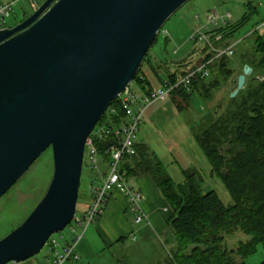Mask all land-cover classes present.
Here are the masks:
<instances>
[{
	"label": "water",
	"instance_id": "95a60500",
	"mask_svg": "<svg viewBox=\"0 0 264 264\" xmlns=\"http://www.w3.org/2000/svg\"><path fill=\"white\" fill-rule=\"evenodd\" d=\"M190 1L46 0L0 30V199L46 151L54 161L42 201L0 240V264L31 260L74 221L88 138ZM251 74L245 65L233 99Z\"/></svg>",
	"mask_w": 264,
	"mask_h": 264
},
{
	"label": "trees",
	"instance_id": "16d2710c",
	"mask_svg": "<svg viewBox=\"0 0 264 264\" xmlns=\"http://www.w3.org/2000/svg\"><path fill=\"white\" fill-rule=\"evenodd\" d=\"M246 8L240 20L219 30L224 36L220 47L226 48L235 43L236 35L260 15L259 7L253 1H249ZM254 36L257 41L255 53L262 55V59L257 63L258 67L251 58L245 59V65L253 72L264 69V34L256 33ZM157 44L158 38L152 49ZM169 45L170 39L166 38L164 46ZM150 52L144 65L152 67ZM202 52L205 60L212 58L206 50L202 49ZM165 72L167 80L175 83L188 70L170 72L165 69ZM142 74L141 70L134 82L141 87L144 95H149L154 87ZM221 75L225 81L233 75L228 57L214 63L210 78L204 80L197 77L189 91L180 88L169 100L180 111L190 106L195 94L209 101L213 91L220 86ZM156 78L161 79L158 74ZM253 82L255 86H248L234 98L235 108L224 113L219 111L221 106L214 108L202 118L194 134L211 167L212 178L222 183L233 205H225L215 191L205 193L203 181L194 170L184 171V182L175 184L163 163L143 144H137V156L126 158L123 163L122 170L130 179L149 176L173 211L167 221L175 244L169 264H246V260L257 252L258 246L264 250V79L254 77ZM159 86H164V80H160ZM111 109L115 110V114H111L113 125L109 123L107 127H120L126 117L119 100L113 102L106 118ZM112 144L111 138L97 142L99 155L104 156ZM237 231L249 236L250 240L229 251L224 247L225 236ZM236 257L241 261L238 262Z\"/></svg>",
	"mask_w": 264,
	"mask_h": 264
},
{
	"label": "rangeland",
	"instance_id": "374dc122",
	"mask_svg": "<svg viewBox=\"0 0 264 264\" xmlns=\"http://www.w3.org/2000/svg\"><path fill=\"white\" fill-rule=\"evenodd\" d=\"M21 1L15 7V14L6 20L5 29L14 28L37 11L38 8L31 6L29 0ZM36 1L40 7L46 0ZM249 1L257 4L260 15L254 17L235 37V54L229 58V65L233 70L232 77L225 81L224 76L221 75L220 86L213 91L209 101L195 94L190 106L183 111L178 110L171 100L154 104L145 114L137 136V142L147 146L150 152L155 154L163 163L175 184L180 185L184 182V171L194 170L198 172L203 181L204 192L215 191L225 205H233V201L222 183L218 179L212 178L211 167L196 143L194 134L197 133V125L202 118L212 112L214 108L221 106L219 111L224 113L226 110H232L236 107L231 95L237 88L238 77L243 74L245 59L251 58L255 66L262 59V55L255 53L257 41L254 34L258 32L254 29L264 22V0H191L161 30L158 36V44L150 52L152 67L146 64L141 69L143 72L141 76L147 78L153 84V87L158 89L160 80L167 79L165 69L175 72L178 69L187 71L194 68L204 57L202 47L189 40L197 24L196 16L199 15L202 19L201 22H204V17L211 11L230 12L233 17L232 22L236 23L246 12V4ZM166 38L170 39V45L167 47L164 46ZM156 74L161 79L156 78ZM253 76L258 80L264 79V69H257L254 75L248 76L243 91L248 86H255ZM130 88L138 97L142 98L144 95L143 90L136 82H133ZM109 123L113 125L110 112H108L107 118L104 117L99 122L98 126H107ZM107 164V162L100 160V169H107ZM100 169L93 171L96 173H92L87 164H84L76 217H82L86 213L91 201L90 188L93 179L95 181L101 180L98 176ZM53 175L54 161L50 149L0 199V240L25 222L46 195ZM95 223L87 228L83 235L82 245L79 244L81 246L79 247L81 253L78 251L79 256L82 254L80 256L81 260H79L80 264H95L100 261H106V264H109L112 258L115 262L113 264H169L170 253L175 244L173 246L169 245L167 252L164 250L165 248H155L151 251L141 249L137 253L136 259L135 252L141 244L128 242L129 244L125 246L119 244L112 252L103 250L105 253L101 256L92 257L94 252L97 253L103 249L102 240L96 234L93 235L92 230ZM83 231V227H78L75 222H72L63 232L54 235L53 239L61 244L70 243L73 237L83 234ZM61 237L64 240H61ZM248 240H250L249 236L237 231L234 234L225 236L224 247L229 251L236 250L241 243ZM82 246H86V248L82 249ZM47 256L48 249L45 247L39 255L21 264H44ZM236 260L241 261L239 257H236ZM263 262L264 250L261 246H258L257 252L246 260V264H263Z\"/></svg>",
	"mask_w": 264,
	"mask_h": 264
},
{
	"label": "built area",
	"instance_id": "2783aa9c",
	"mask_svg": "<svg viewBox=\"0 0 264 264\" xmlns=\"http://www.w3.org/2000/svg\"><path fill=\"white\" fill-rule=\"evenodd\" d=\"M17 4L18 1L0 4V30L5 29L6 20L15 14ZM34 7L37 9L39 5L35 3ZM204 18V22H201V17L196 16L197 24L189 40L196 45H200L203 50H206L207 55H212V58L205 60L206 57H203L197 66L188 70L187 74L175 83L165 79L164 86L158 89L154 88L149 95H143L142 98L138 97L129 87L118 98L126 117L124 123L120 127L113 128L97 125L88 138L84 164H87V167L92 171H96L100 169V160L105 161L108 163V174L103 180L92 182L89 207L82 217L75 216L74 218L73 223L75 222L77 226L83 227V234L73 237L70 243L65 244H61L52 237L45 246L48 249V256L44 264H69L80 260L78 246L83 239V235L87 228L102 216L113 192H119L126 197L128 205L137 214V224H142L146 220V216L141 209L145 197L131 183L127 172L122 170L126 158L137 156V136L145 114L154 104L169 100L176 90L182 88L189 91L192 82L197 77L207 80L211 77V68L216 61L223 57L231 58L235 54L236 43L226 48L219 46L224 41V36L219 33V30L226 29L234 23L232 22V14L230 12L219 13L214 10ZM256 27L254 31L264 34V22ZM110 113L114 115L115 110L111 109ZM108 138L113 139V144L105 151V155L101 156L97 151L96 143ZM61 240H64V238L61 237Z\"/></svg>",
	"mask_w": 264,
	"mask_h": 264
},
{
	"label": "crops",
	"instance_id": "0c3cea01",
	"mask_svg": "<svg viewBox=\"0 0 264 264\" xmlns=\"http://www.w3.org/2000/svg\"><path fill=\"white\" fill-rule=\"evenodd\" d=\"M10 1H18V4L22 2L21 0H0V4ZM29 2L33 7L35 3L39 5L36 0H29ZM252 75H254L253 70ZM100 170L101 171H99L98 176H100L99 178L103 180L108 174V169L104 168ZM90 172L96 173L92 170H90ZM131 183L138 190H140L145 197L141 209L146 216V220L142 224H137V214L133 212L128 205L126 197L119 192H113L109 198L102 216L96 221L93 226V235L95 236L96 234V236L100 240H102L103 249L97 253L94 252L92 257L101 256L105 253L103 252V250H110L112 252V250L118 247L119 244L125 246L129 243H140L141 246L137 248L135 252V258L137 253L141 249L151 251L155 248H165L164 250H166L167 252L169 249V245L173 246L174 235L167 223V221L173 215L171 207L162 197L161 193L149 176L143 175L132 178ZM80 245L82 244L80 243ZM80 245L78 246L79 252V247H81ZM83 248L85 249L86 246H82V249ZM79 252L78 254L81 253ZM80 256H82V254ZM80 263L81 262L78 261L71 264ZM106 263V261H100L95 264ZM113 263L115 262L112 258L109 264Z\"/></svg>",
	"mask_w": 264,
	"mask_h": 264
}]
</instances>
